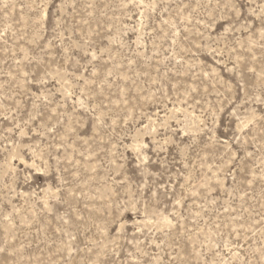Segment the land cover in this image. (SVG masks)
I'll use <instances>...</instances> for the list:
<instances>
[{
	"label": "rangeland",
	"instance_id": "1",
	"mask_svg": "<svg viewBox=\"0 0 264 264\" xmlns=\"http://www.w3.org/2000/svg\"><path fill=\"white\" fill-rule=\"evenodd\" d=\"M0 264H264V0H0Z\"/></svg>",
	"mask_w": 264,
	"mask_h": 264
}]
</instances>
